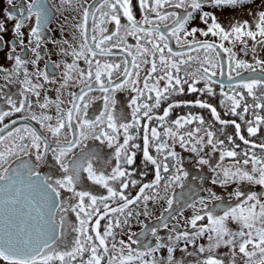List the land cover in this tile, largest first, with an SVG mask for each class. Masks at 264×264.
Returning a JSON list of instances; mask_svg holds the SVG:
<instances>
[{
  "label": "snow or ice",
  "instance_id": "obj_1",
  "mask_svg": "<svg viewBox=\"0 0 264 264\" xmlns=\"http://www.w3.org/2000/svg\"><path fill=\"white\" fill-rule=\"evenodd\" d=\"M6 2L0 264H264V0Z\"/></svg>",
  "mask_w": 264,
  "mask_h": 264
},
{
  "label": "flooded vegetation",
  "instance_id": "obj_2",
  "mask_svg": "<svg viewBox=\"0 0 264 264\" xmlns=\"http://www.w3.org/2000/svg\"><path fill=\"white\" fill-rule=\"evenodd\" d=\"M50 2L53 3V4H55L57 7H60L61 10H62V14H57L56 20L50 26L52 28V36L54 38H56V39H60L62 35L65 36L66 38H70V32L71 31H74V29H71L69 31H66L65 33H61L58 26L60 24H64L66 20H67V24L68 25H74L77 22L76 20L73 19V17H77V19L79 18L77 12L73 10L75 7H78V5L76 4V0H72L71 6H69L68 4L61 5L60 0H50ZM16 3H19V0H16ZM7 7H8V5H7L6 0H0V18L3 17L4 9L7 8ZM205 10L212 11V9L210 7H206ZM11 26H12L11 23H9L8 24V27L11 28ZM201 27H203V25H201ZM10 38H11L10 35H6L5 36V39L6 40L7 39H10ZM199 38L200 39L215 40L216 43H220V41L218 39H216L214 37H211V36L210 37H207V38H205V37H199ZM129 42L134 43L135 41L130 38L129 39ZM237 44H240V43L237 42L236 45ZM252 45H250L249 51L247 52V54H245L244 52H243V54L244 55H249L253 59V53L250 51ZM225 46L226 47H229V48H232L233 52L236 53L234 51L233 44L228 43V42H225ZM47 47L49 49H52L53 48V45L51 43H49L47 45ZM257 48H258V51H257L256 55L259 52H261V50H262V48L260 46H257ZM5 51H6V49H5ZM0 54H2V52H0ZM201 55H203V53H201ZM222 55H224V57H225V63H226L227 62V60H226V54H222ZM47 58L48 57H45V59H47ZM51 59L52 60H58V59H61V57H59L58 55H56V56H52ZM0 63H5V66L6 67H9L10 66V64L7 63V62H5V61H0ZM250 63H253L254 64V60H253V62H250ZM82 66H83V64H82ZM41 67H43V61L41 62ZM250 74L251 73H249V72H244V75L245 76H248ZM258 74H259V69H257V73L256 74H251V75H258ZM233 75H234V73H233ZM214 79L218 81V83L216 85H214L217 95L215 97H211V98H207V99H209L212 103H214L218 107V110L221 111V113H223V109L220 107V100L223 99V97L220 95V92H221L220 85L223 84L225 86L224 90L225 91H228L227 85L229 83H235V81H229L227 79V73H225V75H223V76L217 75L216 77H214ZM238 79H239V77H237V80ZM3 83H4V81L3 80H0V84H3ZM11 87H12L13 91H15L16 85H12ZM49 87H51V86L49 85ZM50 95L55 96V93L52 92V93H50ZM187 98L188 99H193L194 97L193 96H189ZM121 99L122 100H126L127 99L126 95H123L122 94L121 95ZM5 107H6V105L2 101H0V108H5ZM101 107H102L101 102L97 101L96 103H94L93 106H92V108L89 110L90 111V115L98 114V111H99V109ZM204 114L207 115V113H204ZM13 118H17V117H13ZM5 122H8V120H6ZM178 151H179V149H178ZM184 155H185L186 162L190 161V157L188 156V154L185 153ZM138 162H139V159H138ZM151 178H152V174L150 173L147 179H151ZM153 212H154V214L158 215L159 214V209H157L154 206L153 207ZM131 230L132 231H135V232H139L140 226L138 224H134L132 226V229ZM119 238H121V237L118 236V239Z\"/></svg>",
  "mask_w": 264,
  "mask_h": 264
},
{
  "label": "rangeland",
  "instance_id": "obj_3",
  "mask_svg": "<svg viewBox=\"0 0 264 264\" xmlns=\"http://www.w3.org/2000/svg\"><path fill=\"white\" fill-rule=\"evenodd\" d=\"M259 10H261V0H255L254 3L249 4L246 8L244 9H224L221 12H217L218 18L220 20V22L227 28L229 27V24L233 21V20H239V21H244V20H248L250 22H253V17L251 15H249V12H258ZM253 42L252 41H248V48L250 47V45H252ZM234 46V51L237 54V58L246 61L247 63L253 62L252 57H250L249 55H244L243 52L240 51L241 47H243V45L241 44H235ZM257 59H261L264 60V48H262L261 52H259L256 55ZM258 187V186H257Z\"/></svg>",
  "mask_w": 264,
  "mask_h": 264
}]
</instances>
